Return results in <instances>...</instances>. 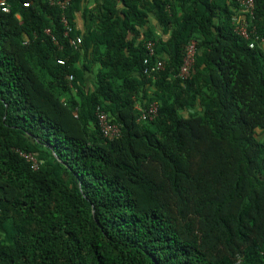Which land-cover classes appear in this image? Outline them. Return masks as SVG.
Wrapping results in <instances>:
<instances>
[{
	"label": "trees",
	"instance_id": "1",
	"mask_svg": "<svg viewBox=\"0 0 264 264\" xmlns=\"http://www.w3.org/2000/svg\"><path fill=\"white\" fill-rule=\"evenodd\" d=\"M89 1L0 0V264H264V47L238 0Z\"/></svg>",
	"mask_w": 264,
	"mask_h": 264
},
{
	"label": "built area",
	"instance_id": "2",
	"mask_svg": "<svg viewBox=\"0 0 264 264\" xmlns=\"http://www.w3.org/2000/svg\"><path fill=\"white\" fill-rule=\"evenodd\" d=\"M49 2L52 6L58 7L63 13L70 5V0H49ZM238 4H239V8L236 10V13L232 19L235 26V33L247 41L253 40V42L250 45L252 49L255 48V44L264 47V38L258 36L255 33V29L252 28L251 25V19L253 18L254 10H255V0H238ZM3 5L4 4L2 3L0 6ZM24 7H29V4H24ZM3 11L9 12L7 8H3ZM61 23L64 26L66 36L72 33L73 29L65 14H62ZM46 33L49 35L51 34L49 30ZM53 41L57 44V41L55 40L54 37H53ZM72 44L76 48L82 46L83 44L82 37H77L75 40L72 41ZM146 47L150 57L156 55L154 43L149 42ZM196 54H197V43L195 41H191L186 48L184 64L182 65L180 72L178 73V78L186 81L193 77V75L195 74L194 65H195ZM145 64H148V61H146ZM163 70H164V63L158 61L154 66L146 70L145 73L151 76ZM157 114H158V106L157 104H152L148 109L141 110L140 120L141 121L154 120L157 117ZM97 119H98L99 128L105 138H107L108 140H114L121 135L120 126L113 123L105 112L99 110L97 113ZM22 156L33 164L34 169H37L38 162L36 157H34L31 154L29 155L22 154Z\"/></svg>",
	"mask_w": 264,
	"mask_h": 264
},
{
	"label": "crops",
	"instance_id": "3",
	"mask_svg": "<svg viewBox=\"0 0 264 264\" xmlns=\"http://www.w3.org/2000/svg\"><path fill=\"white\" fill-rule=\"evenodd\" d=\"M85 6L87 9H92L95 7V3L93 0H91ZM74 24H75V27L77 28V30H79L80 32L85 33L87 31L88 23L86 22V20L84 18L83 11H81L80 13H78L74 17Z\"/></svg>",
	"mask_w": 264,
	"mask_h": 264
}]
</instances>
